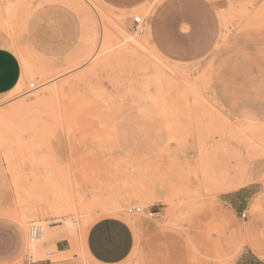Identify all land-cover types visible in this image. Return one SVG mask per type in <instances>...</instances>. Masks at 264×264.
<instances>
[{
	"label": "rangeland",
	"instance_id": "374dc122",
	"mask_svg": "<svg viewBox=\"0 0 264 264\" xmlns=\"http://www.w3.org/2000/svg\"><path fill=\"white\" fill-rule=\"evenodd\" d=\"M0 46L23 73L0 96V215L27 237L9 264H96L110 214L135 232L119 264H264V0H0Z\"/></svg>",
	"mask_w": 264,
	"mask_h": 264
},
{
	"label": "crops",
	"instance_id": "0c3cea01",
	"mask_svg": "<svg viewBox=\"0 0 264 264\" xmlns=\"http://www.w3.org/2000/svg\"><path fill=\"white\" fill-rule=\"evenodd\" d=\"M118 1L129 8L141 6L146 0H110ZM194 10V9H193ZM194 20L204 22L203 14L196 8L193 11ZM148 37L150 32H147ZM22 64L17 54L10 48L0 46V96H5L16 89L22 80ZM67 160L61 162H74L73 155L62 156ZM80 182L79 193L85 197L92 195L90 192L89 178L87 175H81L78 178ZM227 192L232 197H238L243 200L249 199L246 195L247 189ZM109 192H98L97 198L103 201L98 210L111 211L119 210L120 201L110 200L106 197ZM234 204L243 203L242 201H232ZM245 203V202H244ZM0 209H3L0 206ZM26 229L13 217L0 215V264H9L14 262L22 254L26 244ZM135 243V232L128 219L122 215L110 214L97 219L87 230L84 237V248L90 259L96 264H119L123 262L132 252ZM63 248V247H62ZM64 251V249H62ZM256 257L252 260L251 254H244L235 264H259L262 262Z\"/></svg>",
	"mask_w": 264,
	"mask_h": 264
},
{
	"label": "built area",
	"instance_id": "2783aa9c",
	"mask_svg": "<svg viewBox=\"0 0 264 264\" xmlns=\"http://www.w3.org/2000/svg\"><path fill=\"white\" fill-rule=\"evenodd\" d=\"M134 23L137 26H139L141 23H143V18L141 16H135ZM29 87L30 89H35L36 84L31 83ZM141 211H142V207L140 206H131L128 208V212L131 214L139 213ZM44 232H45V227L42 224L32 223L28 233L29 241L33 243L41 241L44 236ZM41 261L42 260L36 258V256L31 253L26 257L25 264H40Z\"/></svg>",
	"mask_w": 264,
	"mask_h": 264
},
{
	"label": "bare ground",
	"instance_id": "6f19581e",
	"mask_svg": "<svg viewBox=\"0 0 264 264\" xmlns=\"http://www.w3.org/2000/svg\"><path fill=\"white\" fill-rule=\"evenodd\" d=\"M224 22H225V21H224ZM224 22H223V23H224ZM224 33H225V32H224ZM168 70H169V69H168ZM22 217H24V216H22ZM22 217H21V220L23 219ZM25 219H26V218H25Z\"/></svg>",
	"mask_w": 264,
	"mask_h": 264
}]
</instances>
